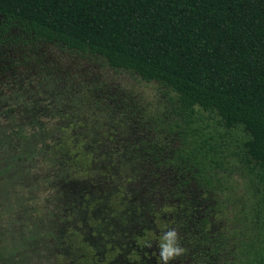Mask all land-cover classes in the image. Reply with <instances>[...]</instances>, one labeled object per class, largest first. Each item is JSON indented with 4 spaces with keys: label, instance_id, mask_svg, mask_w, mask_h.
<instances>
[{
    "label": "trees",
    "instance_id": "16d2710c",
    "mask_svg": "<svg viewBox=\"0 0 264 264\" xmlns=\"http://www.w3.org/2000/svg\"><path fill=\"white\" fill-rule=\"evenodd\" d=\"M65 51L166 109L71 86ZM14 241L38 264H264V0H0V264Z\"/></svg>",
    "mask_w": 264,
    "mask_h": 264
},
{
    "label": "rangeland",
    "instance_id": "374dc122",
    "mask_svg": "<svg viewBox=\"0 0 264 264\" xmlns=\"http://www.w3.org/2000/svg\"><path fill=\"white\" fill-rule=\"evenodd\" d=\"M62 67L71 69L70 77L73 79L74 85L76 79L72 76H77L80 82H84V84H78L79 88L84 90L90 89L94 87V82L98 85H105L104 82L109 83V86L114 88L117 92L119 89L131 93V95H135L139 97V102H143L147 105L148 110L159 111L161 108L166 109L167 107V95L166 87L154 82H147L140 78H134V75L131 72L125 70H114L108 66L103 59L98 58L93 55H88L83 57V54H79L73 51H65L62 53ZM84 106L87 104L84 103ZM234 132V130L230 131L225 135L223 140L226 142L228 147L234 146L229 141L232 140L233 136L230 135ZM239 139V137H235L233 142ZM236 150H239L235 147ZM236 177L240 180L243 179L242 171L240 168H235L234 170ZM18 212V210H16ZM8 216H6L7 218ZM6 220V219H5ZM15 245L12 248H8L11 246H6L4 254H9L23 263L20 264H38L37 258L38 255L33 254L31 252L30 245H28V249L24 250L23 244H20L14 241ZM21 247V248H20ZM29 261V262H28ZM2 264V263H1ZM52 264H62V261L58 257H55Z\"/></svg>",
    "mask_w": 264,
    "mask_h": 264
},
{
    "label": "clouds",
    "instance_id": "9594fccd",
    "mask_svg": "<svg viewBox=\"0 0 264 264\" xmlns=\"http://www.w3.org/2000/svg\"><path fill=\"white\" fill-rule=\"evenodd\" d=\"M173 233H169L168 236L165 237L166 240H169L168 244H164L163 245V257L165 260L168 259V257L174 252V251H178V249H173L171 247V237L173 236Z\"/></svg>",
    "mask_w": 264,
    "mask_h": 264
}]
</instances>
